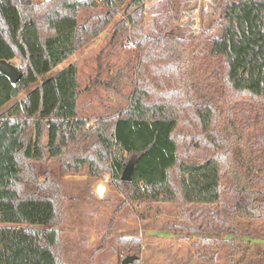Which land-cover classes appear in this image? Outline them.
Here are the masks:
<instances>
[{
    "label": "trees",
    "instance_id": "16d2710c",
    "mask_svg": "<svg viewBox=\"0 0 264 264\" xmlns=\"http://www.w3.org/2000/svg\"><path fill=\"white\" fill-rule=\"evenodd\" d=\"M144 1L0 0V60L22 73L14 86L0 71V109L109 29L85 88L73 63L0 113V264H66L60 185L33 166L49 162L107 178L124 197L112 223L121 206L175 205L167 230L215 248L204 264L264 237V0H221L218 35L194 39L145 33ZM97 89L111 95L89 115L80 100ZM118 244L137 264L140 240Z\"/></svg>",
    "mask_w": 264,
    "mask_h": 264
},
{
    "label": "rangeland",
    "instance_id": "374dc122",
    "mask_svg": "<svg viewBox=\"0 0 264 264\" xmlns=\"http://www.w3.org/2000/svg\"><path fill=\"white\" fill-rule=\"evenodd\" d=\"M220 2L221 0H145L143 4L145 33L156 35L159 31L165 30L177 38L194 39L199 38L202 33L215 37L219 31L218 28L214 27L216 23L214 12ZM120 17L121 13H118L113 22L119 20ZM213 27L214 29H212ZM108 31L109 29H106L76 54L52 71L42 75L29 89L12 98V101L23 99L27 93L73 63L78 67V78L82 88H85L98 72L97 57L107 46L109 38L106 34ZM132 46V41L129 40L127 47ZM116 53L119 54L116 58V66L118 67L124 63L126 54L120 50H116ZM13 65L19 67L16 62ZM110 95V92L97 89L91 93L83 94L80 103L88 104L85 106L87 107L86 111L91 115L90 111L93 108L98 110L97 108L101 107L102 101L100 99ZM11 102L3 106L0 113L14 103ZM33 166L38 170L40 179H44L46 174L60 185L65 211V220L60 226L63 231L64 250L62 256L68 264L88 262L91 253L96 250H99L95 258L97 264H105L107 259H112L113 264H120L124 257L122 249L118 248V240L132 237L140 238L139 231L147 230V228L159 229L160 231H157L153 239L148 238L150 235L146 234L147 232L142 234V238L139 240L143 246H141L137 264H204V259L200 258L199 254L206 253L209 255L215 249L208 250L199 246L193 248L192 241L198 237L197 234H176L167 230V224L178 215V209L173 204L141 206L139 216L134 215L128 206H121V210L116 214L112 223L115 210L122 204L124 197L115 188L107 185V178H89L86 173L61 177L56 162L33 164ZM100 183L108 189L102 198L97 196L95 188ZM87 209H95L101 213L93 230L97 240L87 253L86 258L78 262V259H74V255H79V250H77L79 247L74 244L72 237L73 234L77 236L82 233L77 228L81 225V220L77 216L78 211ZM198 209L203 222L211 220L212 214L207 207L198 208L194 206L191 208L192 212ZM128 220H131L132 224L128 225ZM108 234L109 236H107ZM179 237H183V239H178ZM216 254L215 264H234V262L236 264H264V237L261 240L239 243L237 254L234 253L233 256L234 261L231 260V250H216Z\"/></svg>",
    "mask_w": 264,
    "mask_h": 264
},
{
    "label": "crops",
    "instance_id": "0c3cea01",
    "mask_svg": "<svg viewBox=\"0 0 264 264\" xmlns=\"http://www.w3.org/2000/svg\"><path fill=\"white\" fill-rule=\"evenodd\" d=\"M96 186H95V188H96ZM106 190H108V189L106 188ZM100 214H101L100 211H97L95 209L80 210L77 213L78 218H80V220H81V225L78 223L80 226H78L77 228L79 231H82V233L78 234L77 236L73 234L72 240H73L74 244L78 245V247H79V249H77L80 251V252L78 251L79 255L78 256L74 255V259H78V262H81L82 260H84L86 258L87 253H89L92 246L95 244V242L97 240V236H96V234H94L93 230H94V227L96 226V221H97V218H99ZM91 224H92V226H91ZM127 224L128 225L132 224V221L128 220ZM148 226H150V225H148ZM157 231H160V230L159 229L155 230L152 228H147V230L142 229L139 231L140 238H137V239H141L142 234L146 233V232H147L146 234L150 235V237L148 236V238L153 239L156 236L155 234L157 233ZM141 246H143V245L141 244ZM90 256H89V258H90ZM87 263L88 262H86L84 264H87ZM95 263H96V260H95L94 264ZM105 264H113V260L107 259L105 261Z\"/></svg>",
    "mask_w": 264,
    "mask_h": 264
},
{
    "label": "water",
    "instance_id": "95a60500",
    "mask_svg": "<svg viewBox=\"0 0 264 264\" xmlns=\"http://www.w3.org/2000/svg\"><path fill=\"white\" fill-rule=\"evenodd\" d=\"M79 1V0H77ZM0 71L3 75L8 77L12 85H16L22 78V73L19 70V67H16L6 61L0 60ZM18 94L16 88H13L11 98H14ZM130 176V168L127 169L122 177L123 181H128ZM106 191V186L102 183L96 186V194L99 198H102ZM135 260H137V256H127L121 262V264H132Z\"/></svg>",
    "mask_w": 264,
    "mask_h": 264
}]
</instances>
